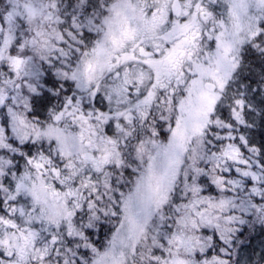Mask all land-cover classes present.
<instances>
[{
	"label": "snow or ice",
	"instance_id": "snow-or-ice-1",
	"mask_svg": "<svg viewBox=\"0 0 264 264\" xmlns=\"http://www.w3.org/2000/svg\"><path fill=\"white\" fill-rule=\"evenodd\" d=\"M257 232L264 0H0V264H256Z\"/></svg>",
	"mask_w": 264,
	"mask_h": 264
},
{
	"label": "trees",
	"instance_id": "trees-1",
	"mask_svg": "<svg viewBox=\"0 0 264 264\" xmlns=\"http://www.w3.org/2000/svg\"><path fill=\"white\" fill-rule=\"evenodd\" d=\"M247 244L248 248L245 252V256L247 257L254 253L252 259L256 261V264H263L262 262H264V260H262L261 257H264V232L253 233Z\"/></svg>",
	"mask_w": 264,
	"mask_h": 264
},
{
	"label": "flooded vegetation",
	"instance_id": "flooded-vegetation-1",
	"mask_svg": "<svg viewBox=\"0 0 264 264\" xmlns=\"http://www.w3.org/2000/svg\"><path fill=\"white\" fill-rule=\"evenodd\" d=\"M48 87H51V84H49ZM50 95H51V94H50ZM56 102H57V101H56V98L53 97V98H52V103L54 104V103H56ZM49 106H50V105H49ZM45 112H46V110H45Z\"/></svg>",
	"mask_w": 264,
	"mask_h": 264
},
{
	"label": "rangeland",
	"instance_id": "rangeland-1",
	"mask_svg": "<svg viewBox=\"0 0 264 264\" xmlns=\"http://www.w3.org/2000/svg\"><path fill=\"white\" fill-rule=\"evenodd\" d=\"M264 264V262H262ZM261 264V263H260Z\"/></svg>",
	"mask_w": 264,
	"mask_h": 264
}]
</instances>
